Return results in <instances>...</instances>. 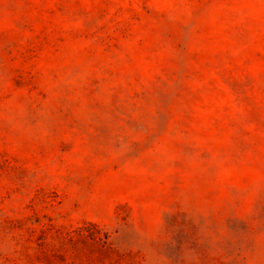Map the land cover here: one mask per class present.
<instances>
[{"label":"rangeland","instance_id":"obj_1","mask_svg":"<svg viewBox=\"0 0 264 264\" xmlns=\"http://www.w3.org/2000/svg\"><path fill=\"white\" fill-rule=\"evenodd\" d=\"M0 264H264V0H0Z\"/></svg>","mask_w":264,"mask_h":264}]
</instances>
